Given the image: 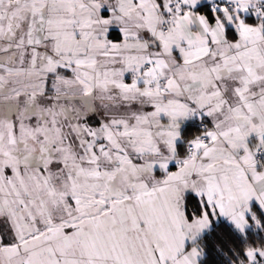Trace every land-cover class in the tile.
Masks as SVG:
<instances>
[{
	"label": "snow or ice",
	"instance_id": "obj_1",
	"mask_svg": "<svg viewBox=\"0 0 264 264\" xmlns=\"http://www.w3.org/2000/svg\"><path fill=\"white\" fill-rule=\"evenodd\" d=\"M0 264H264V0H0Z\"/></svg>",
	"mask_w": 264,
	"mask_h": 264
}]
</instances>
